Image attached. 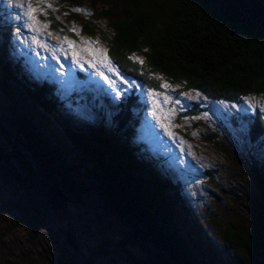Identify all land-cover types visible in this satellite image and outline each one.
Masks as SVG:
<instances>
[{
    "label": "rangeland",
    "instance_id": "1",
    "mask_svg": "<svg viewBox=\"0 0 264 264\" xmlns=\"http://www.w3.org/2000/svg\"><path fill=\"white\" fill-rule=\"evenodd\" d=\"M31 2L35 7L36 0ZM48 2L53 8H45L47 15L37 14L48 28L36 31L27 27L30 21L25 12L29 0H0V31L8 42L0 49L4 50L2 57L18 63L26 80L52 82L57 90L54 96L58 107L45 112L27 105L18 88L3 89L0 74V121L9 120L4 135L11 138L20 115H31L62 148L76 180L86 187L83 202L67 209V222L74 230L81 252L79 264H169L166 255L150 243H127L130 228L105 207L102 199L95 197L92 191L95 180L91 167H86L88 161L62 134L66 128L82 132L109 159L114 141L125 135L119 117L126 112L124 107L131 98L139 103L128 109L132 118L128 125L136 130L133 145L141 147L139 154L143 155L145 172L174 184L173 220L198 264H258L255 257H247L243 250L231 247L225 234L229 227L243 233L254 231L258 238L262 236L264 250L263 200L251 173L254 166L264 163V133L256 137L251 134L256 113L264 123V110L258 102L249 100L255 97L259 101L264 94L252 91L231 103L154 76L159 86L167 83L170 88L161 87L154 92L162 95L151 97L149 89L136 82L124 84L120 77L98 63V57L97 67H92L93 56L83 51L88 47L107 49L110 44V21L100 13L102 0ZM77 8L90 14L72 11ZM113 14L119 15L117 8ZM73 24L79 35L70 30ZM64 37L76 42L75 50L81 52L80 57L72 55L73 48L64 42ZM87 39L98 44L83 43ZM100 72L116 79L118 86L109 84ZM120 76L132 82L121 73ZM165 96L180 103L161 104ZM154 99L156 117L152 115ZM173 108L174 112H168ZM166 113L168 119L163 118ZM169 132L174 135H168ZM0 149L10 156L1 135ZM17 198L14 182L0 174V264H55L63 248L67 222L51 216L32 235L27 227L17 225L11 210ZM261 259L260 264H264V254Z\"/></svg>",
    "mask_w": 264,
    "mask_h": 264
},
{
    "label": "trees",
    "instance_id": "2",
    "mask_svg": "<svg viewBox=\"0 0 264 264\" xmlns=\"http://www.w3.org/2000/svg\"><path fill=\"white\" fill-rule=\"evenodd\" d=\"M117 1L102 0L100 13L110 21L112 34L107 54L112 65L127 79L160 91L154 77L160 76L170 83H181L184 89L231 103L252 91L264 94L263 0ZM114 8L119 15L113 14ZM6 39L0 31V48L7 46ZM2 51L3 89L18 88L26 99L24 102L36 109L49 112L57 108L54 84L26 80L18 63L2 57ZM137 54L145 61L144 65L129 59ZM138 105L136 98L127 101L126 112L119 117L125 135L114 141L109 159L82 132L66 128L62 134L88 161L86 167H91L95 180L92 189L95 197L102 199L105 207L130 228L127 243L148 242L166 255L169 264H198L173 220L174 184L145 172L144 158L139 154L141 147L133 145L136 130L128 125L132 120L128 109ZM7 121H0V135L9 147L10 156L0 149V174L5 180H12L18 189V198L11 204L17 225L27 227L35 235L51 216L67 222L69 205L83 202L86 187L76 180L62 148L31 115H20L11 138L4 135ZM263 133V120L256 113L251 134L256 137ZM251 173L264 210V163L254 166ZM50 187L59 190L66 199L64 208L52 207L47 197ZM261 223L264 226V211ZM66 225L63 248L55 264H79L78 241L70 223ZM67 231L74 247L66 243ZM225 239L231 247L243 250L247 257H255L261 263L262 236L258 238L254 231L243 233L229 227Z\"/></svg>",
    "mask_w": 264,
    "mask_h": 264
},
{
    "label": "snow or ice",
    "instance_id": "3",
    "mask_svg": "<svg viewBox=\"0 0 264 264\" xmlns=\"http://www.w3.org/2000/svg\"><path fill=\"white\" fill-rule=\"evenodd\" d=\"M9 2H11V0H9ZM43 5V7L41 6ZM45 8H53L52 3L48 2V0H36V6L34 7L31 0H29V3L27 4V10L25 12V16H27L29 18V23L27 24V27L29 28H33L36 31H40L42 29H47L48 28V24L47 23H42L39 19H38V13H44V15H47V13L45 12ZM55 10V9H53ZM72 11L75 12H82L85 13L86 15H89L90 13L87 12V10L85 9H72ZM65 15H67V13H65ZM39 26V27H36ZM71 31H73L74 33H76L77 35H79V29L77 28V26L75 24H73L72 28L70 29ZM49 35H51V33H49ZM34 40H36L35 37H33ZM64 42H66L70 47L73 48V52L72 55L74 57H80L81 56V52L76 51L75 50V45L76 42L73 40H69L67 37H64ZM37 43H39V41H36ZM83 43L87 44V45H95L98 44V41H93L90 39L84 40ZM83 51L88 52L90 55L93 56V62L91 64L92 67H97V63H96V58L98 57V63L102 66H104L109 72L115 73L116 76L120 77V80L123 81L124 84L129 85V84H135L134 81L130 82L129 80L124 79L122 76H120V73L117 71V69L112 65L111 63V59L109 58L107 52L108 50L106 48H96V47H88L86 49H83ZM129 59L134 60L135 62H138L140 65H144L145 61L140 58L137 57L135 55L129 57ZM77 63H79V60L76 61ZM81 67H83V64L80 65ZM62 67V66H61ZM101 76H104V79L107 80L109 82V84L113 85V86H118L117 84V80L116 79H110L108 76H105L103 72H100ZM160 87L164 88L165 90L170 88V85H168L167 83H164L162 85H160ZM119 94V93H117ZM148 95L154 98H158L159 96L162 95V93H157L152 91L151 89L148 90ZM199 95V94H197ZM249 100L252 101L253 103L258 102L262 108V110H264V95H262L259 98V101H257V98L255 97H249ZM156 99L153 100V109H152V115L154 117L157 116V109H156ZM167 103H172L173 105H178L180 103L179 100H172L170 97L165 96L163 101H161V104H167ZM168 112H174V108L173 109H169ZM164 119H168V115L167 113L163 116ZM170 123V121H169ZM162 127L164 125H161ZM168 135L173 136L174 133L169 132ZM195 135V133H194Z\"/></svg>",
    "mask_w": 264,
    "mask_h": 264
},
{
    "label": "water",
    "instance_id": "4",
    "mask_svg": "<svg viewBox=\"0 0 264 264\" xmlns=\"http://www.w3.org/2000/svg\"><path fill=\"white\" fill-rule=\"evenodd\" d=\"M48 201L51 203L54 209H62L65 206L66 199L63 195L54 187H50L47 192ZM66 243L70 246H75L74 240L69 231L66 232Z\"/></svg>",
    "mask_w": 264,
    "mask_h": 264
}]
</instances>
